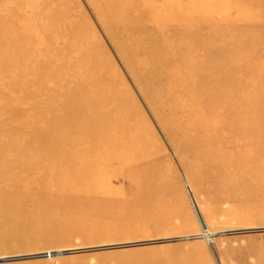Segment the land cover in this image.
Listing matches in <instances>:
<instances>
[{
    "label": "rangeland",
    "instance_id": "1",
    "mask_svg": "<svg viewBox=\"0 0 264 264\" xmlns=\"http://www.w3.org/2000/svg\"><path fill=\"white\" fill-rule=\"evenodd\" d=\"M132 2L137 0H0V264H264V191L251 190L248 179L239 176V171H259V165H233L229 184L220 176L219 165L218 177L207 174L203 160L217 155L215 147L192 146L178 126L185 122L175 113L179 105L163 102L169 90L166 82L160 73L146 68L147 47L137 48L145 35L141 30L150 31L152 23L141 21L138 7H127ZM227 2L217 3L231 8L214 15L212 30L201 26L200 37L213 45L215 66L229 62V84L234 87L246 78L245 66L264 69L260 33L264 22L251 24L253 18L243 13L245 6ZM9 13V18H1ZM263 14L259 11L257 16ZM26 21L30 27L24 36L30 43L17 47V31ZM42 25L52 33L48 49L38 32ZM243 25L251 29L244 31ZM77 34L94 55L90 56L94 63H87V76L107 79L130 116L127 124L145 138L140 142L145 144L134 149L141 153L129 149L143 157L140 161L122 168L115 164L94 182L82 181L79 172L86 169L68 164L65 152L56 155L54 142L41 141L42 153H33L29 144L39 145L38 134L51 131L43 118L31 115L39 103L57 99L66 77L76 74L74 63L84 59V54L70 51ZM255 40L259 44L252 51L259 63L247 59L244 50ZM176 47L174 43L165 48ZM220 51L224 54L216 57ZM233 63L245 71L231 70ZM57 70L60 74H54ZM261 82L249 86L245 94L233 93H251L250 99H257L264 93ZM150 93L156 94L150 97ZM259 120L264 126V116ZM235 155L223 154L229 160ZM61 166L66 167L60 171ZM253 182L264 188V174L258 172Z\"/></svg>",
    "mask_w": 264,
    "mask_h": 264
},
{
    "label": "bare ground",
    "instance_id": "2",
    "mask_svg": "<svg viewBox=\"0 0 264 264\" xmlns=\"http://www.w3.org/2000/svg\"><path fill=\"white\" fill-rule=\"evenodd\" d=\"M219 1L223 0H137V2L127 5V7H138L141 21L150 20L152 23L150 31L144 32V30H141L145 34L142 37L143 41H141L144 44L141 43L142 45L137 48L144 45L147 47L145 57L149 60V63L146 68H149L150 72L160 73L162 76L160 77L161 80L166 82L167 90H169L163 94V102L179 105L178 111L175 113L181 114L183 121H185L182 122L183 125H181V122L178 123L179 128L182 127L184 129L186 139L188 138L192 142V146L213 145L215 147L217 155L208 156L203 160V166H206L207 174L218 177L219 174L216 168L219 165L221 167L220 176L224 175L226 183L229 184L230 167L235 164H240L241 167H251L252 165L257 167L258 164L259 171L253 172V174H250L249 171H239V176H244L243 179H248L250 189L259 193L264 191V188H257L253 181L258 172L264 174V126H261L262 124L259 120L260 117L264 116V93H260L257 99H250L251 93H247L248 95L243 94L249 89V86L262 85L263 82L261 81H264V69L251 65L245 66L248 69L246 71V78L245 76V79L243 78L244 83H235L234 87H230L232 83L229 84V82L232 79V75L229 74V62H226L225 65L219 64L218 67L215 66V62L211 58V55H213V49H211L213 45L209 43L206 45L204 40L201 39L200 28L201 26H205L208 30H212L215 28V21L212 19L214 15L231 8L227 7L228 5L217 4ZM229 1L240 7L242 5L245 6L244 12H241L253 18L252 20L249 19L251 24L264 22V14L257 16L259 11H264V2H261V0H228V4ZM15 14L18 15L19 13ZM112 15L114 17V14ZM9 16L10 13L8 17L2 16L1 18H9ZM29 27V23L26 21L23 29L17 31V34H20V41L18 40L17 47L18 45L23 47L25 44L30 43L29 39L24 36V30L28 31ZM218 27L224 29L229 28V25L223 26L218 24ZM242 27L244 31L251 29L249 25H243ZM233 28L235 31L238 30L236 27ZM254 28L257 29L256 27ZM131 31L133 30H126L125 34L126 32L131 33ZM38 32L41 34L40 37L45 39V41L43 40V47L48 49L52 44V33L44 25L39 27ZM260 33L264 36V29ZM121 35V38L124 39L123 34ZM87 43L85 39L83 40L77 34L73 43L74 48L70 51L72 53L75 51L77 54H79L78 52L84 54V59L74 63L72 71L74 69L76 74H70L75 77L67 74L73 78L66 77L67 84L60 91L56 100L38 102L39 108L37 113L31 116L43 118V121L46 122L47 127L51 131L48 130L49 132H44L45 134H38L39 138L37 140L39 141V145L31 142L29 144L33 153H42L43 147L40 145L41 141L45 143L44 141L49 140L51 144L54 142L53 147L56 155H59L60 152H65L68 157V164L80 167L78 169H86L79 172L82 181H93V179H99L102 174L103 176L107 175L109 173L108 170H111L115 164L122 168L140 161L143 157L137 155L140 151L137 152L135 150L140 145L142 147L145 144H140L145 138L141 133L136 131L137 129L129 126L131 125L129 124L130 116L124 112L125 109H122L123 106L116 98L117 94L113 90L114 87L112 88L107 85V79L105 77L87 76L86 72L89 71L87 63H94L90 57L92 56V52L91 54L88 52ZM174 43L178 47L174 49L165 48L169 44L172 45ZM258 44L259 40H255L248 43V48L243 47L246 58L253 57L257 63H259V60L256 58L257 54L252 50L256 49ZM40 47V44H38L36 50H40L42 48ZM123 48H121L122 51ZM209 49H211L209 53L205 52ZM200 50L204 54H200ZM223 54L224 51H220L216 57H221ZM226 55L225 58L229 56V52ZM28 59V57L25 58L26 61ZM192 62H203L205 66H192ZM47 65L50 66L49 63ZM94 65L92 66V70L95 71L98 67L96 64ZM245 67L233 63L231 70L241 68L245 71ZM251 67L256 69V71L250 69ZM19 72L22 73L23 70H19ZM54 74H60V71L57 70ZM253 74H257L260 80H255ZM156 78L154 79L157 80ZM156 88L159 89L157 86ZM234 90H241L244 93L242 95H239L240 92L239 94L236 93L239 96L236 98V94L233 93ZM154 94L156 93H152V95L150 93L149 96L152 97ZM27 96H30V94ZM11 98L14 100L15 95L11 94ZM259 101L262 103H259ZM255 113L257 114L256 117L253 116ZM25 115L26 117L28 116L26 113ZM128 120L129 123L127 124ZM24 130L26 132L27 129ZM129 149H135L134 151L137 154L134 151L132 154V151H129ZM229 152L236 153L233 160H229V156H223L224 153ZM102 165H105L104 168L106 170L104 172L101 170ZM65 167L61 166L59 170L61 169L60 171H62ZM133 177L135 176L133 175ZM110 196L112 195H109V198ZM140 204L142 205L141 202ZM146 206L147 204L143 207Z\"/></svg>",
    "mask_w": 264,
    "mask_h": 264
}]
</instances>
